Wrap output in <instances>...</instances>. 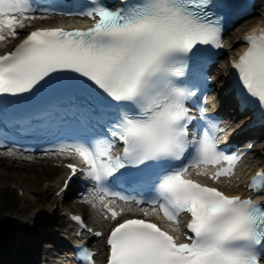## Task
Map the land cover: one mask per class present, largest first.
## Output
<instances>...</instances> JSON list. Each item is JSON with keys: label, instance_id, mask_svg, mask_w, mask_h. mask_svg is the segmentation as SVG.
I'll use <instances>...</instances> for the list:
<instances>
[{"label": "snow or ice", "instance_id": "obj_1", "mask_svg": "<svg viewBox=\"0 0 264 264\" xmlns=\"http://www.w3.org/2000/svg\"><path fill=\"white\" fill-rule=\"evenodd\" d=\"M121 5L113 11L94 3L78 13L94 20L86 30L27 33L0 55V95L31 93L56 76L108 109L106 132L54 149L83 165H65L71 171L65 188L83 173L94 185L85 202L115 222L107 236V264H261L264 205L185 178L192 170L214 182L231 179L241 159L218 147L223 129L205 115L207 97L201 102L194 90L203 79L195 70L183 79L200 46L223 47L211 0H121ZM38 11L34 0H0V46L17 38L29 26L26 21L48 18L47 9ZM243 40L248 47L231 65L238 73L239 99L264 115V28ZM189 101L199 112L195 123ZM126 181L134 190L147 184L149 198L112 190ZM247 187L256 193L264 189V173L257 172ZM126 212L144 218L120 221ZM181 214L190 217L184 242L147 219L156 215L177 225L171 232L178 233ZM72 219L85 227L81 217ZM79 255L93 264V252L85 248Z\"/></svg>", "mask_w": 264, "mask_h": 264}, {"label": "bare ground", "instance_id": "obj_2", "mask_svg": "<svg viewBox=\"0 0 264 264\" xmlns=\"http://www.w3.org/2000/svg\"><path fill=\"white\" fill-rule=\"evenodd\" d=\"M256 22L258 25H264V19L257 17L255 19L252 20H245L242 21L238 24H236L235 26H233V28L231 29L230 33L228 32V35L226 37H224L223 39V43H224V48H227L229 51L230 49H237L240 46V37L242 32L244 31V29H246L250 23L252 22ZM60 21L58 19H55L53 17H48L47 19H37V20H33V21H26L25 23L27 25H29L28 27H26L24 30L25 31L27 28L36 26V25H43V24H50V25H54L59 23ZM231 36V37H229ZM16 39V38H15ZM15 39H12V41H14ZM230 47V48H229ZM3 48H0V51H2ZM223 74V73H222ZM215 76V74H214ZM215 108L213 107L211 110H214ZM238 127V125H236L235 123L233 125H231V130H236V128ZM258 135H253L251 137V140L255 139L254 142V146L252 148V157L251 158H247L246 162H244L241 166V171L238 175L239 180L232 184V186L226 187L225 191L229 194L232 193H242L245 194L243 192V190L241 189V184H242V180L248 177L249 173L251 172L252 168L256 165L260 166H264V160H260V157L264 156V138L263 139H259L257 140ZM1 153L3 152H7V150H0ZM42 155H56L54 153H45ZM61 156V155H60ZM52 168H57V173H52L49 175V180L45 182L46 187H42L41 189H34L32 186L29 188L28 190V194L25 193L23 195V198H26V200H29V196L31 197V195L29 194H33L38 196V198H40V200H44V199H53L56 201L57 206L60 208H63L66 206V204H64L61 201V196H55V192L58 189L60 183H61V179L63 178V176L65 175V170L61 167H52ZM48 190H46V189ZM51 190V192H50ZM46 195H42L45 194ZM51 194V197H46L49 196ZM40 195V196H39ZM64 195V194H63ZM37 200V201H40ZM259 201H262L264 203V189H263V193L262 195H259L258 198ZM73 201H77V200H73ZM80 203V202H79ZM86 211L85 214L88 217L87 222L89 224H97L99 227H102L104 229H106L109 225L106 224L105 221H102L100 218V215L97 214L96 210H94L91 205L85 207ZM77 212H80L79 209H77ZM65 215L66 212L63 214H60L59 217H57L55 220L59 223L57 224L58 228V235L62 236V233H66L68 230V223L65 220ZM41 216L40 214H38V212H30L27 213L25 216H23V218L20 220L23 222L22 226H17V225H13L9 234V241L8 243H3V240L0 242V245H2L3 247L0 248V262L5 263V264H49L48 262V257L50 256H54V254H52V251L54 249H56L55 247L58 246V244H60L61 241H59L58 238L53 239V235H47V236H43L45 234V232H48V227H46L47 222H44L41 224L40 228H37L36 230V240L34 242H26L23 239L27 236V228L30 225V222H33L34 218ZM10 221L11 223L16 222L19 218L15 217L13 215H9ZM46 228V229H45ZM49 233H51L49 231ZM45 237V239H44ZM44 239V240H43ZM48 241H52V245L51 243H49ZM26 244H29L30 249H31V255L30 254H26L23 255L25 259L22 258L21 255H19L18 253V249H20L21 247H24ZM44 248V249H43ZM48 248H53L52 250L45 249ZM45 255V256H44ZM43 257V259L41 260L40 258ZM38 260V262H37ZM40 260V261H39Z\"/></svg>", "mask_w": 264, "mask_h": 264}, {"label": "rangeland", "instance_id": "obj_3", "mask_svg": "<svg viewBox=\"0 0 264 264\" xmlns=\"http://www.w3.org/2000/svg\"><path fill=\"white\" fill-rule=\"evenodd\" d=\"M255 17L257 18L259 16ZM262 18L264 19V17ZM57 157V155L41 156L40 159H56ZM260 160H264V157L260 158ZM52 167L53 166H51L49 163H40V161H37L33 164H19L18 166V164L14 163L12 157L6 154V152L0 153V218L4 216L9 218V215L20 217L32 211L38 212V214L41 215L34 218L33 222H31L27 228V236L23 240L28 243L34 242L36 240V230L37 228H40L41 224L44 222H47L46 227H48V230L51 233H49V231L45 232L43 236H47L49 234L53 235L54 233L56 236V233H58V231L56 232L54 229H52L55 227L58 228L57 224L59 223L55 219L59 217L60 211H62V209H59L60 207L57 206L56 201L53 199L40 200L38 196L33 194H29L31 197L29 196L28 201L26 198H23L25 193L28 194V190L31 186L34 189H41L43 187L44 180H49L50 174L57 173V168ZM10 185L13 187L11 188ZM4 187L7 189H4ZM14 188L19 189V192H16ZM42 195H46V193ZM46 197H51V194ZM73 200L77 201L75 202ZM61 201L66 204L65 207L70 211H76L79 209L84 214L86 210L84 207L90 206L87 205L86 202L77 199V197L74 195L67 197L65 196ZM17 251L23 259H25L23 255H31L29 244H26ZM42 258L43 257L40 259ZM0 264L5 263L0 262Z\"/></svg>", "mask_w": 264, "mask_h": 264}, {"label": "water", "instance_id": "obj_4", "mask_svg": "<svg viewBox=\"0 0 264 264\" xmlns=\"http://www.w3.org/2000/svg\"><path fill=\"white\" fill-rule=\"evenodd\" d=\"M5 219V220H4ZM9 224L6 222V218L0 219V242L3 240V243H8L9 241ZM8 231V232H7ZM3 247L0 245V248Z\"/></svg>", "mask_w": 264, "mask_h": 264}]
</instances>
